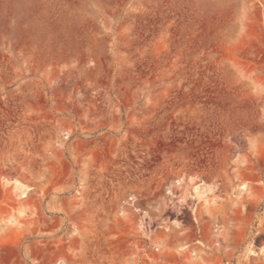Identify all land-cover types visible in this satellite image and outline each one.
<instances>
[{
	"label": "rangeland",
	"instance_id": "obj_1",
	"mask_svg": "<svg viewBox=\"0 0 264 264\" xmlns=\"http://www.w3.org/2000/svg\"><path fill=\"white\" fill-rule=\"evenodd\" d=\"M0 264H264V0H0Z\"/></svg>",
	"mask_w": 264,
	"mask_h": 264
},
{
	"label": "bare ground",
	"instance_id": "obj_2",
	"mask_svg": "<svg viewBox=\"0 0 264 264\" xmlns=\"http://www.w3.org/2000/svg\"><path fill=\"white\" fill-rule=\"evenodd\" d=\"M179 182H181V181H179ZM179 182H178V184H179ZM14 189L21 199L26 198L32 190L31 187H29L25 184H22L20 182H18L16 184ZM209 192H210V189L205 184L191 182L187 186V190H186L184 198L181 199L179 202L180 203L186 202L190 198L202 200V199H205L207 197ZM169 194H171V192H169ZM147 218L150 219V222L152 221V217L150 216V214L147 211L146 212L143 211L142 220H141L142 224H143L142 228H145V224L148 223V222H146ZM170 224H171V226H174L176 228H179L181 226V224L177 220L172 221ZM167 228H169V227H167ZM186 248H187V246L183 247L182 249H186Z\"/></svg>",
	"mask_w": 264,
	"mask_h": 264
}]
</instances>
